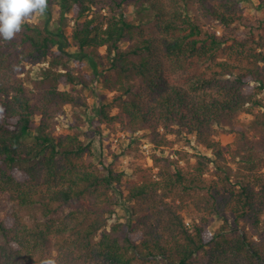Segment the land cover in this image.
I'll return each instance as SVG.
<instances>
[{"label": "trees", "instance_id": "16d2710c", "mask_svg": "<svg viewBox=\"0 0 264 264\" xmlns=\"http://www.w3.org/2000/svg\"><path fill=\"white\" fill-rule=\"evenodd\" d=\"M132 1L138 25L118 11ZM243 1L48 0L44 14L51 6L73 14L71 36L26 20L12 41L0 39V198L7 194L42 216L0 218V264L47 257L57 264H264V236L252 235L264 229V111H254L264 107V0L254 22L243 15ZM106 6L112 16L100 13ZM213 22L221 34L208 28ZM71 45L79 52L71 54ZM102 48L111 64L99 72ZM72 57L88 60L114 94L101 97L99 132L116 124L147 131L157 149L186 132L212 152L195 163L155 154L156 173L135 168L127 222L110 224L119 204L112 191L124 174L87 161L94 151L79 131L54 135L67 106L74 113L88 107L85 91L94 83L72 68ZM23 63L45 66L38 79L26 80ZM242 113L253 119L243 122ZM217 128L235 134L234 143L217 141ZM187 210L201 222L190 227ZM213 216L224 224L210 236Z\"/></svg>", "mask_w": 264, "mask_h": 264}, {"label": "rangeland", "instance_id": "374dc122", "mask_svg": "<svg viewBox=\"0 0 264 264\" xmlns=\"http://www.w3.org/2000/svg\"><path fill=\"white\" fill-rule=\"evenodd\" d=\"M241 6L242 13L247 20L254 22L263 17V10L259 0L243 1ZM118 11H123L127 20H133V22L138 25L139 14L137 13L138 7L136 3L133 1L129 2V4L125 5L123 10ZM100 13L112 16L114 11L106 6V8H104ZM29 21L43 26L48 22L50 29L55 32V34H58L60 31L67 37L71 36L75 25V18L73 14L71 12L62 14L59 6H51L49 15H36ZM208 28L213 32L216 31L218 35L221 34L222 28L216 22H213ZM243 30H245V35L250 31V27H244ZM124 46L125 48L129 47L128 44ZM69 51L71 54H76L79 52V49L76 46L71 45L69 47ZM72 58V68L75 70H81L83 73L92 76L94 78V83L92 84V88L85 91V95L88 97V107L81 109V112L78 111L77 113H74L72 107L67 106L63 114L56 119L54 135L59 137L79 131L86 144H92V150L94 151L93 154H88L86 156L87 161L94 162L101 168L107 166L118 173L124 174L122 186L115 188L112 191V194L119 204L116 209V216L114 219L112 218L110 220V224L117 221L127 222L128 218H130L129 212L133 207V203L127 200V188L129 186V181L135 174V168L142 166L146 168H153V173H156L158 169L154 167L152 159L155 154H159L163 158L169 159H179L182 157L190 159L191 163H195L196 155L204 154L211 157L212 152L205 146L199 144L195 135H189L186 132H183L181 135H169V139L174 141V145L164 149H157L151 141L145 137L144 134H147V131L132 134L124 130L121 125L116 124L114 128L102 125L101 132H99L95 124L98 123L100 119L98 111L99 106H101V97L104 94H109V98H112L114 94L107 92L102 88L101 80L99 78L96 79L94 69L88 60L78 61L76 57ZM96 61L98 62L99 72L105 71L110 67L111 61L106 48L99 50V56L96 57ZM43 66H45V64L32 66L30 64L23 63L24 73L21 76L26 80H29L30 78L38 79ZM254 85L256 86V84ZM27 86L30 90L32 102L36 103V92L34 91L33 86L29 83ZM258 98H260L264 104V92L259 94ZM261 110L264 111V107H257L254 109L255 112H259ZM113 113H116V110H114ZM240 119L243 122H250L253 119V116L248 113H242L240 115ZM36 120L39 124L40 118L37 117ZM77 121L82 122V126L78 129L76 128ZM215 139L224 147H227L229 144L234 143L236 135L231 134L227 129L217 128ZM28 141L33 142L34 139L29 138ZM182 164L187 166L185 161H182ZM235 182H237V179H235ZM13 212H19L26 216L27 220L31 221L40 220L42 218L38 209H33L31 210V213H29V211L20 208L15 202L11 201L7 194H4L0 198V218L3 219L7 214ZM185 218L186 222H189V226L191 227L194 223L201 222L202 217L191 210H187L185 211ZM229 221L233 229L237 227V224L233 221V219L230 218ZM223 224L224 221L218 216L210 218V223L207 228L209 235L213 236ZM252 235L258 238L260 236H264V229L260 232V234H257L252 230Z\"/></svg>", "mask_w": 264, "mask_h": 264}, {"label": "clouds", "instance_id": "9594fccd", "mask_svg": "<svg viewBox=\"0 0 264 264\" xmlns=\"http://www.w3.org/2000/svg\"><path fill=\"white\" fill-rule=\"evenodd\" d=\"M47 8L48 0H0V39L12 41L26 20L44 14ZM40 264H57V261L47 257Z\"/></svg>", "mask_w": 264, "mask_h": 264}, {"label": "built area", "instance_id": "2783aa9c", "mask_svg": "<svg viewBox=\"0 0 264 264\" xmlns=\"http://www.w3.org/2000/svg\"><path fill=\"white\" fill-rule=\"evenodd\" d=\"M187 224L189 225V222H187Z\"/></svg>", "mask_w": 264, "mask_h": 264}]
</instances>
